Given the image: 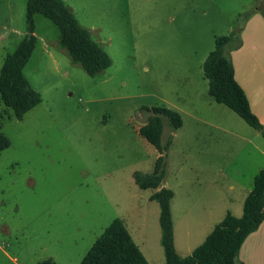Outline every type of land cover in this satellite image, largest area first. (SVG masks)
Here are the masks:
<instances>
[{
	"label": "rangeland",
	"instance_id": "obj_1",
	"mask_svg": "<svg viewBox=\"0 0 264 264\" xmlns=\"http://www.w3.org/2000/svg\"><path fill=\"white\" fill-rule=\"evenodd\" d=\"M63 1L112 64L90 76L59 44L57 26L35 16L38 45L24 73L42 102L22 119L3 120L10 146L0 153V264H80L117 218L138 242L143 232L164 263L155 190L134 180L137 171L151 174L161 154L139 133L153 115L147 108L159 106L183 120L175 131L163 120L161 186L174 192V244L186 257L204 242L194 243L210 218L236 208L264 160V135L211 98L203 71L221 35L234 34L226 48L234 65L243 29L252 13L262 15L264 0ZM26 5L0 0V69L26 34ZM255 41L259 35L247 34L248 47ZM196 229L188 249L186 230Z\"/></svg>",
	"mask_w": 264,
	"mask_h": 264
},
{
	"label": "trees",
	"instance_id": "obj_2",
	"mask_svg": "<svg viewBox=\"0 0 264 264\" xmlns=\"http://www.w3.org/2000/svg\"><path fill=\"white\" fill-rule=\"evenodd\" d=\"M43 15L58 28L59 44L68 52L73 63H78L90 76H97L112 64L110 55L93 40L91 32L83 26L73 10L63 0H27V31L13 52H8L0 69V153L10 146L3 132V120L23 116L42 102V96L31 85L24 69L32 57L38 37L35 33V16ZM237 37V36H236ZM235 39L234 34L215 38V48L208 54L204 76L208 80V93L217 103L224 104L264 135V126L251 109L249 99L235 78V68L226 50ZM149 116L139 133L161 152L151 174L134 173V180L143 189H154L151 198L160 206V226L165 262L162 264H243L237 257L245 239L264 221V167L254 178L251 192L245 198L243 214L237 217L228 212L193 252L180 256L174 244V226L171 213L172 189L161 186L165 177V149L161 137L163 120L168 119L171 130L183 124L182 116L173 108L159 106L147 108ZM37 264H57L52 258ZM80 264H151L124 222L117 218L104 229L87 251Z\"/></svg>",
	"mask_w": 264,
	"mask_h": 264
},
{
	"label": "crops",
	"instance_id": "obj_3",
	"mask_svg": "<svg viewBox=\"0 0 264 264\" xmlns=\"http://www.w3.org/2000/svg\"><path fill=\"white\" fill-rule=\"evenodd\" d=\"M261 13L262 15L258 12H254L252 13V15H250L249 20L243 29L245 44L242 48H239L237 51H235L236 53L233 54V62L235 68V78L244 89L249 99L252 111L264 126V11H262ZM253 29H255L254 32L250 33ZM16 34L21 35V33L19 32H17ZM247 34L256 37L259 35V41L251 43V47H248ZM262 155L264 157V151H262ZM263 167L264 160L260 165L256 167V170H254V172L250 174L249 180L241 187L237 199L236 208L234 209L232 207H229L226 214L228 212L232 214L234 213L233 215L235 216L243 214V204L245 198L253 188L255 176ZM232 189H235V185H232ZM229 198L230 200H233L232 197ZM233 210L235 212H232ZM226 214H224L223 218ZM218 222L217 220H213L210 218V222L205 226L202 235L198 236L194 243H201L202 241H204ZM186 227H188V225H186ZM191 232H193L194 234L199 233L197 229L195 231L186 230L185 239L187 241H185V245L186 247H188V249H192L193 245ZM131 235L146 259L151 264L162 263L164 258L161 255L154 253V251L148 245L146 235L143 232L138 234V238H140L141 242H138L132 233ZM237 262L243 264H264V221L261 223L257 230L249 234V236L245 239L240 248Z\"/></svg>",
	"mask_w": 264,
	"mask_h": 264
}]
</instances>
